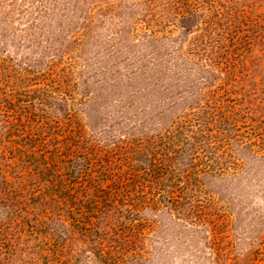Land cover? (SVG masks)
<instances>
[{
	"label": "rangeland",
	"instance_id": "rangeland-1",
	"mask_svg": "<svg viewBox=\"0 0 264 264\" xmlns=\"http://www.w3.org/2000/svg\"><path fill=\"white\" fill-rule=\"evenodd\" d=\"M185 1L0 0V97L30 105L16 127L83 132L91 176L124 187L107 238L72 227L47 255L10 224L0 264H264V0H189V19Z\"/></svg>",
	"mask_w": 264,
	"mask_h": 264
},
{
	"label": "trees",
	"instance_id": "trees-1",
	"mask_svg": "<svg viewBox=\"0 0 264 264\" xmlns=\"http://www.w3.org/2000/svg\"><path fill=\"white\" fill-rule=\"evenodd\" d=\"M186 1L184 4H187L188 8L182 11V16L189 19L197 14V8L191 1ZM5 86L7 87L4 84ZM19 101L21 100L12 103L8 96L0 97V150H2L4 160L0 163V208L3 209L0 211L2 214L0 250L6 249V254L11 255L16 249V246L14 248L11 244L12 234L5 230L10 224L16 226L22 223L27 226L30 237H33V241H37V246L41 249L39 253L43 252L47 255L54 251L50 246L58 245L57 241L62 244L64 239L72 238V227L78 228L85 236L88 235V230L95 229L100 239L107 238L109 235L106 229L108 228L105 229L101 218L103 214L112 212V209L118 211L122 207L121 203L124 199L123 195L119 197V194L124 189L123 185L117 184L116 179L118 178L111 175L109 181H112L111 183L115 185L118 192L119 190L121 192L110 196L111 192L107 191V185H102V182L108 180L91 176L94 172L100 171H94L97 169L93 158L96 153L93 154L90 147L92 144H88L89 141L86 140L83 132L75 133L76 129L72 128L62 134L60 129L28 131L24 123H21V129H18L17 122H22L23 117H26V112L30 109V105ZM13 115L15 118L12 117ZM175 135L177 136V133ZM171 137L173 136L167 137L170 142ZM5 139L11 145L1 149ZM138 147L137 152L141 150V146L138 145ZM157 163L160 165L161 162L151 164V167L156 168L155 170L152 168V172L158 174L170 172L171 174L173 161H171L172 164H165L163 167L158 166ZM132 169L136 171L134 167ZM148 169H143L146 176L150 171ZM104 172L102 173L105 174ZM173 175H171V181L174 180ZM164 179L170 180L167 177ZM90 191L94 194L90 195ZM177 204H175L176 207H178ZM51 211L58 213V216H51L50 222L45 219L44 215L43 217L38 215L39 212L49 213ZM76 214L86 215L85 220L95 218L96 221H90L92 227L88 226L84 219H77ZM70 219L73 224L70 223ZM54 221L58 228L51 227ZM99 230L100 235H98Z\"/></svg>",
	"mask_w": 264,
	"mask_h": 264
}]
</instances>
